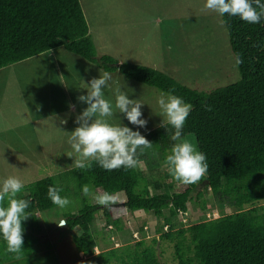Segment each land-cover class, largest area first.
I'll return each instance as SVG.
<instances>
[{"label":"trees","instance_id":"16d2710c","mask_svg":"<svg viewBox=\"0 0 264 264\" xmlns=\"http://www.w3.org/2000/svg\"><path fill=\"white\" fill-rule=\"evenodd\" d=\"M222 20L240 77L204 90L154 66L120 61L110 54L98 55L81 0H0V68L64 46L106 71L119 70L128 78L165 92L174 90L192 105L182 137L194 134L208 164L204 178L190 185L175 181L167 169L160 170L159 160L152 161L146 155L151 149L138 154L139 162L147 161L149 173L139 165L107 171L93 161L86 171L71 167L42 176L24 183L19 194L30 201L26 210L30 216L22 222L24 230L29 222L31 226L39 223L37 210L57 206L47 191L50 185H58L63 189L62 197L79 203L63 216L76 249L86 255L81 264H162L158 249L163 240L174 242L178 264H264V18L259 23H247L225 14ZM207 106H211L210 111ZM166 127L159 126L145 135L153 143L152 149L162 150L163 161L175 143L171 140L175 130ZM202 182L217 203L229 204L234 210L222 209L218 216L176 229L175 216L186 213L194 195L199 199L201 215L216 207L204 196ZM85 185L94 193L122 191L126 199L101 206L83 193ZM139 209L152 210L164 218L157 228L160 236L149 240L141 234L134 242L96 252L99 240L93 226L97 213L101 212L106 226L112 224V229L120 230L126 226L125 215ZM76 227L82 232H74ZM30 228L26 231L31 233ZM26 238L25 248L32 246Z\"/></svg>","mask_w":264,"mask_h":264},{"label":"rangeland","instance_id":"374dc122","mask_svg":"<svg viewBox=\"0 0 264 264\" xmlns=\"http://www.w3.org/2000/svg\"><path fill=\"white\" fill-rule=\"evenodd\" d=\"M81 3L98 55L110 54L120 61L154 66L182 83L204 90L232 83L240 77L222 16L204 9L205 0H81ZM100 68L98 63L64 46L0 68V179L15 175L26 183L73 167L74 157L67 155H75L67 142L68 132L74 130L76 116L87 107L77 98L87 94V89L82 88L93 77H99ZM108 72L130 98L144 103L142 118L147 120V125L138 128L122 113L116 114V122L120 119L143 135L158 128L163 117L155 114L160 112L157 101L162 93L168 92L128 78L119 70ZM105 95L114 100L108 90ZM64 120L66 124L62 123ZM182 138L197 146L193 133ZM146 155L152 161L159 160L160 170L166 169L162 150L151 148ZM147 165L146 160L139 162V167L149 173ZM200 185L205 187L204 182ZM204 190V196L216 203L214 210L201 215L199 199L194 195L188 201L186 213L175 216L176 229L218 216L222 209L234 210L229 204L217 203L211 190ZM94 194L90 190L93 202ZM111 195L114 203L126 199L122 191ZM69 200L70 204L64 208L37 210L39 223L31 226L29 222L23 233L28 240L25 242L32 246L24 247L19 259L6 251V242L0 239V264H81L85 253L77 252L67 225L57 223L65 219L63 213L79 207L78 201ZM125 216L126 226L114 230L111 228L114 225L106 226L101 212L97 213L93 226L99 240L96 252L134 242L141 234L149 240L160 236L157 228L164 218L154 211L139 209ZM29 227L31 233L26 231ZM74 232L81 233L82 229L76 227ZM161 242L158 250L162 264H178L174 242Z\"/></svg>","mask_w":264,"mask_h":264},{"label":"clouds","instance_id":"9594fccd","mask_svg":"<svg viewBox=\"0 0 264 264\" xmlns=\"http://www.w3.org/2000/svg\"><path fill=\"white\" fill-rule=\"evenodd\" d=\"M204 9L216 12L220 16H236L247 23H259L264 18V2L262 0H205ZM99 77H93L87 82V94H81L77 99L85 103V107L75 118L76 127L68 132V144L74 157L72 166L76 169L88 170L92 162H96L107 171L120 168H135L139 165L138 154L142 155L146 149H151L153 143L139 130L124 125L121 120L116 122L117 113L126 116L129 123L139 127H146L147 120L142 118V103L140 99H133L115 84L111 73L103 68L99 69ZM105 90L111 94L110 99ZM163 117L161 127L170 125L175 131L171 134L174 141L169 154L166 155L164 166L169 175L177 182L185 185L200 182L208 171L206 155L191 141L182 138V130L190 114L192 105L169 90L162 93L157 101ZM74 109V105H69ZM210 111L211 106H207ZM67 123V120L62 121ZM167 128V127H166ZM24 189L23 181L8 175L0 179V236L6 242V251L19 259L24 248V228L22 222L30 214L27 213L30 201L20 197ZM87 196L90 189L83 187ZM60 186L48 187L47 195L54 205L64 208L70 200L61 196ZM95 202L108 207L113 203V197L108 192H97L93 195ZM60 226L66 220L57 222ZM99 255V253H96Z\"/></svg>","mask_w":264,"mask_h":264},{"label":"crops","instance_id":"0c3cea01","mask_svg":"<svg viewBox=\"0 0 264 264\" xmlns=\"http://www.w3.org/2000/svg\"><path fill=\"white\" fill-rule=\"evenodd\" d=\"M77 252H79V253H81V252L84 253L83 251H78V250H77Z\"/></svg>","mask_w":264,"mask_h":264},{"label":"built area","instance_id":"2783aa9c","mask_svg":"<svg viewBox=\"0 0 264 264\" xmlns=\"http://www.w3.org/2000/svg\"><path fill=\"white\" fill-rule=\"evenodd\" d=\"M182 214V213H181ZM139 238V237H138Z\"/></svg>","mask_w":264,"mask_h":264},{"label":"water","instance_id":"95a60500","mask_svg":"<svg viewBox=\"0 0 264 264\" xmlns=\"http://www.w3.org/2000/svg\"><path fill=\"white\" fill-rule=\"evenodd\" d=\"M65 220V219H64Z\"/></svg>","mask_w":264,"mask_h":264}]
</instances>
